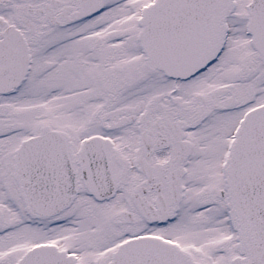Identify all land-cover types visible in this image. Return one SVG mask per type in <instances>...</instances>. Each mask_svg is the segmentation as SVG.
Segmentation results:
<instances>
[{"label":"snow or ice","instance_id":"obj_1","mask_svg":"<svg viewBox=\"0 0 264 264\" xmlns=\"http://www.w3.org/2000/svg\"><path fill=\"white\" fill-rule=\"evenodd\" d=\"M0 264H264V0H0Z\"/></svg>","mask_w":264,"mask_h":264}]
</instances>
